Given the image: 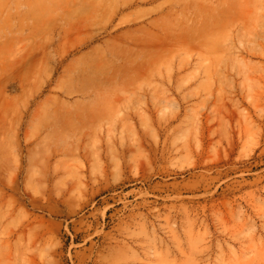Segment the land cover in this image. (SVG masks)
Here are the masks:
<instances>
[{
  "label": "rangeland",
  "instance_id": "1",
  "mask_svg": "<svg viewBox=\"0 0 264 264\" xmlns=\"http://www.w3.org/2000/svg\"><path fill=\"white\" fill-rule=\"evenodd\" d=\"M0 264H264V0H0Z\"/></svg>",
  "mask_w": 264,
  "mask_h": 264
}]
</instances>
